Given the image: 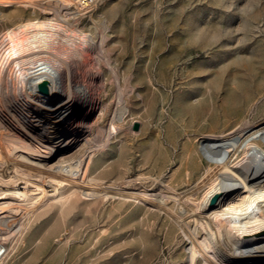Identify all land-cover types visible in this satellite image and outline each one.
I'll return each instance as SVG.
<instances>
[{
  "label": "rangeland",
  "instance_id": "obj_1",
  "mask_svg": "<svg viewBox=\"0 0 264 264\" xmlns=\"http://www.w3.org/2000/svg\"><path fill=\"white\" fill-rule=\"evenodd\" d=\"M31 2H0V37L24 22L34 25L21 38L55 34L47 55L72 71L69 82L61 75V89L94 101L79 104V116L59 128L75 142L51 163L81 161L78 179L86 175L108 190L82 196L60 186L57 198L36 209L4 264H184L190 221L176 229L174 201L149 194L163 184L173 192L191 185L186 160L199 163L193 181L202 174L211 159L190 150L198 141L254 128L252 139L264 148V0H87L80 11L57 0ZM88 70L99 78L83 79ZM113 72L127 110L107 137ZM41 115L49 122L71 117ZM2 130L3 141H27ZM117 187L145 194L130 199Z\"/></svg>",
  "mask_w": 264,
  "mask_h": 264
},
{
  "label": "bare ground",
  "instance_id": "obj_2",
  "mask_svg": "<svg viewBox=\"0 0 264 264\" xmlns=\"http://www.w3.org/2000/svg\"><path fill=\"white\" fill-rule=\"evenodd\" d=\"M57 1L64 6L74 5L77 11L88 6L87 0ZM32 25L19 23L0 37V127L4 126L7 133L14 129L19 139L27 140L3 141L6 137L0 131V264L23 240L24 228L36 209L58 197L60 186L82 196L108 188L93 183L86 175L78 179L81 161L51 163L75 142L59 128L71 125L79 116V104L93 106L94 101L74 98L61 89L63 81L69 82L71 68L65 67V71L60 60L47 55L54 52L55 34L45 31L34 41L19 37L25 27ZM99 76L90 70L83 73V79L92 81ZM115 85L107 137L116 133L114 121H120L127 110L116 76ZM107 108H100L102 118ZM6 109L13 112L14 119L4 113ZM42 111L48 115L69 111L71 117L66 122H49L42 119ZM257 131L253 128L217 141H198L190 150H205L211 159L202 174L193 181L191 170L199 163L191 161L188 165L186 160L187 182L191 185L173 192L163 184L161 191L149 194L151 198L174 201L181 216L176 229H184L190 221L180 253L184 264H264V148L262 141L252 139ZM116 191L130 199L145 194L123 187ZM212 195L215 197L210 202Z\"/></svg>",
  "mask_w": 264,
  "mask_h": 264
},
{
  "label": "water",
  "instance_id": "obj_3",
  "mask_svg": "<svg viewBox=\"0 0 264 264\" xmlns=\"http://www.w3.org/2000/svg\"><path fill=\"white\" fill-rule=\"evenodd\" d=\"M138 128V123L135 122L134 125H133V129L136 130ZM214 195H212L210 198H209V201L212 202L214 200Z\"/></svg>",
  "mask_w": 264,
  "mask_h": 264
}]
</instances>
